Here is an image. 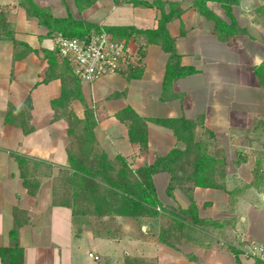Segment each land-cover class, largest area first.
Instances as JSON below:
<instances>
[{
  "label": "crops",
  "instance_id": "crops-1",
  "mask_svg": "<svg viewBox=\"0 0 264 264\" xmlns=\"http://www.w3.org/2000/svg\"><path fill=\"white\" fill-rule=\"evenodd\" d=\"M35 1L48 7L55 16L70 13L99 25L151 28L158 18L156 7L115 0H95L85 7L76 0ZM178 1L185 10L168 23V29L176 38L182 63L197 69L174 82V91L182 93L183 100L161 99L168 54L159 45L150 44L141 58L142 77L129 80L121 72H113L92 83L83 82L87 103L95 112H106L95 128L97 139L111 158L120 154L132 167H137L153 162L157 155L167 154L174 146L182 144L170 129L148 121L149 147L140 150L130 141L126 124L115 117L118 109L130 104L145 117L184 115L193 118L203 114L205 127L214 134L212 139L208 138L210 150H223L229 162L227 178L241 175L243 161H251L252 151L247 147L263 145L260 136L254 139L252 135L264 134V87L254 69L264 61V8L256 10L264 6V0H253L252 7L241 5L239 0L233 14L247 31L230 41L217 38L213 21L200 14L191 0ZM209 5L224 16L219 4L210 1ZM0 6L8 8V17L18 38L35 48H55L54 36L48 35L47 27L36 17L27 15L19 0H0ZM130 45L135 52L140 46L136 41H131ZM46 67L47 59L42 53L32 52L13 62V43L0 39V248L10 244V230L16 222L14 211L20 208L26 211L20 217H28L19 229L24 264H85V261L89 264H248L254 260L246 250L252 245L264 247V195L258 201L238 205L236 227L227 229L230 247L218 241L168 246L159 241L158 228L154 234L150 226L153 220L149 218L74 217L71 207L59 203L53 190L54 176L60 169L69 167L68 137L67 123L63 118L53 119L51 103L61 93V80L43 82ZM120 80L125 82L123 87L113 88L112 83ZM131 81H139L136 103L128 100ZM117 90L126 94L107 98ZM28 95L33 104L31 124L34 129L25 133L5 117L9 104L20 106ZM72 107L78 116H83L84 105L79 100H74ZM198 135H202V129L198 130ZM16 154L41 163L37 172L33 170L35 177L41 180L36 194L29 193L24 185ZM240 162L242 165L237 167ZM245 165L251 171L249 164ZM167 176V172L157 173L155 183L166 181ZM194 194L204 216L227 215L229 196L225 190L198 186ZM120 241L129 243L132 248L113 253L114 243ZM231 247L238 249L239 255ZM90 253L98 255L99 259Z\"/></svg>",
  "mask_w": 264,
  "mask_h": 264
},
{
  "label": "trees",
  "instance_id": "trees-1",
  "mask_svg": "<svg viewBox=\"0 0 264 264\" xmlns=\"http://www.w3.org/2000/svg\"><path fill=\"white\" fill-rule=\"evenodd\" d=\"M95 0H76L82 7L91 5ZM134 5L153 6L158 10L157 23L151 28H140L134 25H99L72 14L55 16L51 10L38 4L35 0H19L27 15L36 17L39 23L48 29L49 36L62 32L70 37L84 38L92 31L104 28L112 33L117 41H136L139 48L136 62H125L118 72L127 79H138L144 73L141 58L146 46L159 45L167 54V62L162 80V100L174 98L183 100V94L174 91L173 85L179 78L197 72L192 65L181 61V54L176 47V38L171 35L168 23L180 17L185 8L178 0H115ZM216 2L223 9L226 18L219 15L209 2ZM239 0H191V5L207 19L213 21V33L221 41H230L234 36L247 31L233 14ZM257 7L256 10L263 9ZM184 33V30L181 31ZM0 39L13 43V62L22 59L32 52L42 53L47 59V67L43 82L53 79L61 80V93L52 99L53 119H65L67 123V154L69 167L60 169L54 176L53 190L59 203L71 207L74 217L78 216H129L134 218H160L158 239L162 243L177 247L187 243L211 244L202 241L205 231L210 227L223 226L225 218H211L200 214L194 198L195 188L211 187L227 192V159L224 154L210 151V140L214 134L205 127L204 115L198 114L189 118L180 116L145 117L128 104L115 112V117L126 124L129 139L136 143L140 150L149 147L148 121L170 129L183 146H174L167 154L157 155L151 163L132 167L120 154L111 158L100 145L95 128L101 118L96 115L93 106L86 101L83 92V81L74 73L72 64L62 57L56 48H35L28 42L18 38L13 23L8 17V8L0 6ZM255 74L264 87V61L255 66ZM125 91H115L108 99L125 95ZM79 100L84 105L83 116L80 117L72 107V102ZM32 99L28 95L20 106L9 104L6 110V121L20 126L25 133L33 131L31 124ZM202 129V135L198 130ZM208 135L207 138L204 135ZM20 175L28 192L36 194L40 178L35 177L41 163L24 155L16 154ZM51 168L49 165H47ZM159 172L170 175L167 192L172 196L175 187H179L187 195L190 203L186 207H178L179 212L165 210L159 212L162 205L154 176ZM256 172V171H255ZM51 174V173H50ZM262 174L256 172L254 184H258ZM25 210L15 208V226L10 230V244L0 248L2 264H24V248L20 243L19 229L28 217L22 216ZM236 255L239 250L231 247ZM242 264V263H238ZM248 264H264V260L254 258Z\"/></svg>",
  "mask_w": 264,
  "mask_h": 264
},
{
  "label": "rangeland",
  "instance_id": "rangeland-1",
  "mask_svg": "<svg viewBox=\"0 0 264 264\" xmlns=\"http://www.w3.org/2000/svg\"><path fill=\"white\" fill-rule=\"evenodd\" d=\"M241 5L246 6V7H252L254 5V3H253V0H241ZM239 8L240 7H237L238 11H239ZM222 11H223V9H222ZM224 17L226 18L225 13H224ZM174 29L175 28H172V31H174ZM132 50L135 54L137 53V52H135L134 49H132ZM109 74H111V73H109ZM109 74H106L104 76H107ZM123 83H125V82L120 80L117 82H113L112 86H113V88L115 87L117 89H121L123 87ZM130 84H131L129 86L130 96H128V100L136 103V101L138 100L137 97L139 96V93H140L139 81H131ZM150 100L153 102L154 99L151 97ZM98 108H100V103H99V105L97 104V109ZM102 111L101 110H100V112L96 111V115L101 119L104 116H106V112L105 111L102 112ZM207 136L208 135L206 134V137ZM252 136L254 139H257L256 136H258V137L260 136L261 138H259V139L262 141L263 145H259L258 148H252L250 146L247 147V150L249 152L252 151L250 153L251 161H243V167L244 168H243V170H241V175H237L234 177L227 178V187L231 190V192L226 191L228 193V196H229V199H228L229 200V204H228L229 207L227 210H225L227 215L223 214L220 217H216V219L225 218L226 219L225 223L223 226L210 227L208 229V231H205L206 236L203 235L202 241L208 242V240L212 238V240H213L212 242H215V241L222 242L225 246L230 247L231 241H230L229 235L227 234V229L228 228L234 229L236 227L237 220L239 219V215L237 213V211H239V210H237L238 205L240 203L246 204V203H248V201H252V202L258 201L260 196L264 195V177H262V180L257 185L254 184L257 170H258V174H262L264 176V153H263L264 152V134L256 133ZM252 136H251V138H252ZM181 146H183V144ZM256 146H258V145H256ZM211 152L218 153V154L222 153L225 155V152L221 149L220 150L216 149L215 151H211ZM228 163L229 162L227 161V165H228ZM232 163H234V162H232ZM241 163L242 162H240L237 167L242 165ZM245 164H249L251 171H248V169L246 167L247 165H245ZM227 165H226V169H227ZM230 168L232 169L233 166H231ZM167 177H168V179L166 181H163L162 183L160 181H157V184H156L159 197L161 199H164L163 201L161 200L162 205L158 206L157 209L161 213H165L166 212L165 210H170V211H174V212L178 213L179 212L178 207L179 206L180 207H186L190 203V200L187 197V195L183 192V190L180 189L179 187L174 188V190L172 191L173 192L172 196L169 195L167 192V186L169 184L170 175ZM194 198H195V194H194ZM196 205H197V203H196ZM206 206H207V202H205V204H204L205 208H206ZM197 208H198V206H197ZM198 210H199V208H198ZM199 212L201 214L200 210H199ZM206 217L215 218L212 216H206ZM151 219L153 221H152V224H150V226L151 225L153 226L152 229L155 230V232H154V234H155L156 228H158V230H159V227H160V218H149L150 221H151ZM156 224L158 225V227H156ZM157 233H158V231H157ZM230 234H233V233H230ZM128 244L129 243H127L125 241L116 242V243H114V247L112 248V250H113L112 252L113 253H119L123 249L132 248L131 245H128ZM85 264H89V262L85 261ZM108 264H116V263L115 262H109Z\"/></svg>",
  "mask_w": 264,
  "mask_h": 264
},
{
  "label": "built area",
  "instance_id": "built-area-1",
  "mask_svg": "<svg viewBox=\"0 0 264 264\" xmlns=\"http://www.w3.org/2000/svg\"><path fill=\"white\" fill-rule=\"evenodd\" d=\"M55 48L72 64L74 73L86 83H92L106 74L118 72L127 61H136L130 43L117 41L104 28L92 31L84 38L70 37L62 32L54 36ZM246 254L264 260V247L252 245ZM90 256L99 259L98 255Z\"/></svg>",
  "mask_w": 264,
  "mask_h": 264
}]
</instances>
